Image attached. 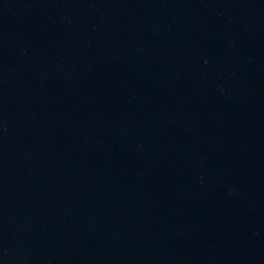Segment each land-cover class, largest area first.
Listing matches in <instances>:
<instances>
[{
    "label": "water",
    "instance_id": "water-1",
    "mask_svg": "<svg viewBox=\"0 0 264 264\" xmlns=\"http://www.w3.org/2000/svg\"><path fill=\"white\" fill-rule=\"evenodd\" d=\"M0 264H264V0H0Z\"/></svg>",
    "mask_w": 264,
    "mask_h": 264
}]
</instances>
